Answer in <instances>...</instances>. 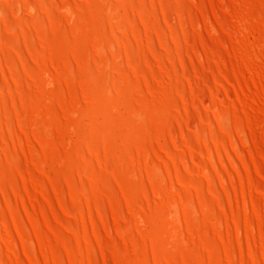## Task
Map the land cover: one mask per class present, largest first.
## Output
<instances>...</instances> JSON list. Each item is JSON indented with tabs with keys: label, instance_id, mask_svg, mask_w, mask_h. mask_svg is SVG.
I'll list each match as a JSON object with an SVG mask.
<instances>
[{
	"label": "bare ground",
	"instance_id": "6f19581e",
	"mask_svg": "<svg viewBox=\"0 0 264 264\" xmlns=\"http://www.w3.org/2000/svg\"><path fill=\"white\" fill-rule=\"evenodd\" d=\"M0 264H264V0H0Z\"/></svg>",
	"mask_w": 264,
	"mask_h": 264
},
{
	"label": "rangeland",
	"instance_id": "374dc122",
	"mask_svg": "<svg viewBox=\"0 0 264 264\" xmlns=\"http://www.w3.org/2000/svg\"><path fill=\"white\" fill-rule=\"evenodd\" d=\"M97 138H95L96 139V141H95V144H94V148L96 147V144H98V142H99V138H98V136H96ZM94 151V150H93ZM108 173H109V176H110V178L112 179V180H116L117 182H119L120 184H121V187L123 188V191H126V189L128 188V185H129V181H127V180H125V182H121V180H120V177H119V175L117 174V169L113 166V165H111L110 167H109V169H108ZM126 184H127V186H126Z\"/></svg>",
	"mask_w": 264,
	"mask_h": 264
}]
</instances>
